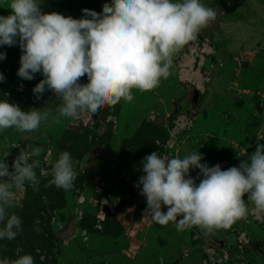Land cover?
<instances>
[{
	"label": "rangeland",
	"instance_id": "1",
	"mask_svg": "<svg viewBox=\"0 0 264 264\" xmlns=\"http://www.w3.org/2000/svg\"><path fill=\"white\" fill-rule=\"evenodd\" d=\"M38 2L44 12L79 19L83 9L100 13L112 0ZM205 5L217 16L199 34L210 40L214 53L201 67V72L210 71L211 80L197 102L190 101L191 86L176 73L177 61L192 40L173 55L170 75L158 87L147 92L133 89L131 102L121 100L101 109L93 114L95 124L88 128L76 125L72 118L56 124L53 117L61 100L51 91L37 99L32 89L43 76L37 73L30 81L18 77L21 49L0 46V52L6 53V59L0 60L5 77L0 82V100L7 99L24 111L35 108L52 114L31 132L25 149L42 148L41 167L47 174L37 169L38 185L25 183L14 189L16 200L9 214L20 217L22 230L13 240H0V259L31 254L36 264H81L79 248L67 237L73 229L75 238L95 250L126 236V249L112 264H264V215L254 218L251 204L245 219L212 232L199 227L177 231L171 223L146 226L139 220L138 201L146 198L134 185L144 175L146 155L155 151L183 158L198 150L204 157L201 163L227 170L248 159L257 143L264 144V0H244L234 7L223 0H207ZM10 12L7 0H0V15ZM258 100L261 113L254 108ZM178 114H187L188 125L167 147L168 130ZM161 115L165 121L157 123ZM28 133L14 128L0 131V160L9 152L6 161L11 166L21 149L11 145H19ZM64 151L71 153L78 173L69 191L49 183L52 165ZM190 175L196 183L202 179L199 169L190 170ZM229 233H234L230 245L217 250L212 239ZM241 233L248 240L240 246ZM254 240L260 241L259 249L252 246ZM222 250L226 258L221 257Z\"/></svg>",
	"mask_w": 264,
	"mask_h": 264
},
{
	"label": "clouds",
	"instance_id": "2",
	"mask_svg": "<svg viewBox=\"0 0 264 264\" xmlns=\"http://www.w3.org/2000/svg\"><path fill=\"white\" fill-rule=\"evenodd\" d=\"M7 2L11 12L0 15V46L21 49L18 77L30 81L37 73L43 76L32 89L37 99L51 91L61 100L53 117L56 124L62 118L97 114L121 100L131 102L133 89L147 92L158 87L170 75L173 55L217 16L201 0H112L100 13L83 9L79 19L44 12L38 0ZM4 59L6 53L0 52ZM84 76L86 84L80 83ZM4 79L0 73V82ZM51 115L35 108L24 111L3 99L0 131L35 132ZM42 151L21 148L11 166L6 161L9 152L0 160V240H13L22 230L20 217L9 214L16 200L14 189L25 183L38 185L37 169L47 174L41 167ZM203 159L198 150L183 158L155 151L143 158L144 175L134 186L141 188L146 213L154 222L171 223L177 231L199 227L212 232L245 219L249 204L251 212L264 215V144L257 143L248 159L227 170L219 164L209 167ZM74 164L71 153L61 152L52 165L50 185L71 190L78 175ZM192 169H199V183L191 177ZM0 264L36 262L24 254L0 259Z\"/></svg>",
	"mask_w": 264,
	"mask_h": 264
},
{
	"label": "built area",
	"instance_id": "3",
	"mask_svg": "<svg viewBox=\"0 0 264 264\" xmlns=\"http://www.w3.org/2000/svg\"><path fill=\"white\" fill-rule=\"evenodd\" d=\"M213 53L214 49L208 38H201L191 43H188L186 47H184L180 58L178 59L176 64V73L179 76V79L187 81L192 88H196L199 93H203L205 90V84L210 81V71L209 73H207L206 71L201 72V67L206 61V58L211 57ZM151 118H153V115H151ZM72 119H74V123L76 125H80L84 128L91 127L95 124V119L93 115L82 114L77 118ZM171 122L172 125L168 130V137L165 140V146L167 147L173 146L176 141V134L180 132L186 125H188L187 114H178L172 119ZM96 180L97 178L94 179V181ZM139 201L138 202L140 205V223L149 226L154 221L152 220L150 214L146 213L147 203L144 202L142 199H139ZM251 213L254 218L259 217L255 213ZM237 240L239 245L241 246V244L246 243L248 239L244 233H241ZM221 257H227V253L225 250H222Z\"/></svg>",
	"mask_w": 264,
	"mask_h": 264
},
{
	"label": "water",
	"instance_id": "4",
	"mask_svg": "<svg viewBox=\"0 0 264 264\" xmlns=\"http://www.w3.org/2000/svg\"><path fill=\"white\" fill-rule=\"evenodd\" d=\"M196 38H200V34L197 33ZM193 39V40H195ZM243 65H247V61H241ZM80 83L82 84H86L88 83L87 80V76H84L80 79ZM199 97V92L196 88H190L189 89V99L192 103H196ZM238 100H241V98L237 97ZM254 108L261 113L262 109H261V101L258 100L255 105ZM94 118H97V115H94ZM165 118L163 115H161L160 117L157 118L156 122L157 123H164ZM32 135V133H28L27 135H25V137H23L21 139V142L19 144L20 148L26 149L28 146V140L30 138V136ZM74 230L71 229L67 235V237L73 238L74 244L79 248L80 253H81V257H82V263L81 264H90L89 260L95 256L97 258V260H95L94 262H92V264H112L114 262V260L118 257V254L126 249L127 246V237L125 236V239H121L103 249H89L84 243H82L79 239L74 237ZM232 234V233H231ZM231 234L227 235L230 236ZM227 236H220V237H216L214 238V243L216 244V248L217 250L224 248L225 246V241L227 240ZM260 241L254 240L252 241V246L255 249H259L260 248ZM103 256H109L108 260L105 261H100V259H102ZM177 261V260H176ZM175 261V262H176ZM178 262V261H177Z\"/></svg>",
	"mask_w": 264,
	"mask_h": 264
},
{
	"label": "flooded vegetation",
	"instance_id": "5",
	"mask_svg": "<svg viewBox=\"0 0 264 264\" xmlns=\"http://www.w3.org/2000/svg\"><path fill=\"white\" fill-rule=\"evenodd\" d=\"M242 1H244V0H223V3L224 4H230V6H234V5H237V4H240V3H242ZM229 234H231V233H229ZM229 234H226V235H222V236H227V235H229ZM233 237H234V233H232L230 236H227V240L225 241V247H227L228 245H230V243H231V240L233 239ZM216 238V237H215ZM214 239H212V243H214V241H213ZM215 244V243H214ZM108 258H109V256H103L102 257V259H100V261H103V260H105V261H107L108 260ZM95 260H97V258L95 257V256H93L90 260H89V262H90V264H92V262H94ZM82 263V262H81Z\"/></svg>",
	"mask_w": 264,
	"mask_h": 264
},
{
	"label": "crops",
	"instance_id": "6",
	"mask_svg": "<svg viewBox=\"0 0 264 264\" xmlns=\"http://www.w3.org/2000/svg\"><path fill=\"white\" fill-rule=\"evenodd\" d=\"M206 1H207V0L203 1V4H206ZM234 6H235V5H234ZM234 6H232V7H234ZM209 7L212 8L210 5H209ZM220 8H221V7H220ZM218 9H219V7H218ZM161 87H162V86H161ZM184 88H185V87H184ZM212 88H213L212 91H214V90H215L214 86H213ZM212 93H213V92H212ZM172 96H174V95H172ZM124 168H125V167H124ZM141 199H142L144 202H146L145 199H143V198H141ZM139 202H140V201H139ZM139 202H138V203H139ZM139 206H140V205H139Z\"/></svg>",
	"mask_w": 264,
	"mask_h": 264
}]
</instances>
